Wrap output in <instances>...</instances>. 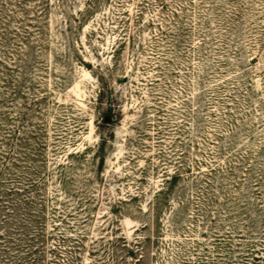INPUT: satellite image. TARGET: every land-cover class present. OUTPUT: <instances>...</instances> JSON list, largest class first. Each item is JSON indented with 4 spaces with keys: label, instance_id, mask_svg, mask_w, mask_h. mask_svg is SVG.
I'll use <instances>...</instances> for the list:
<instances>
[{
    "label": "rangeland",
    "instance_id": "374dc122",
    "mask_svg": "<svg viewBox=\"0 0 264 264\" xmlns=\"http://www.w3.org/2000/svg\"><path fill=\"white\" fill-rule=\"evenodd\" d=\"M0 264H264V0H0Z\"/></svg>",
    "mask_w": 264,
    "mask_h": 264
}]
</instances>
